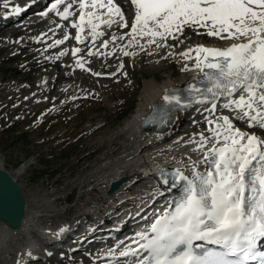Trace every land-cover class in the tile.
<instances>
[{
	"label": "snow or ice",
	"instance_id": "obj_1",
	"mask_svg": "<svg viewBox=\"0 0 264 264\" xmlns=\"http://www.w3.org/2000/svg\"><path fill=\"white\" fill-rule=\"evenodd\" d=\"M75 2L71 0L57 12L61 19L71 15L69 9ZM63 3L55 0L39 15L47 16ZM78 3L79 22L72 24L77 42L85 23L93 40L103 35L97 31L100 24L94 23L102 15L108 17L103 23L109 27L114 22L122 28L129 26L122 6L114 0ZM131 4L130 44L138 43L137 37H149L147 44L156 48L165 47L170 38L183 44L191 40L188 29L197 36L233 42L227 47L198 44L180 53L185 61L194 59L202 87L189 85L194 95L184 102L174 90H167L162 99L168 107L161 111L169 121L177 111L194 105H200L198 113H209L203 119L212 126L205 129L211 135L202 131L198 140L184 141L195 145L193 151L203 155L206 167L199 171L194 161L189 173L175 170L171 182L162 169L161 183L169 190L179 186V196L166 202L162 212L151 214L154 219L147 230L119 241L115 248L123 247L118 253L108 249V264H264V0H131ZM86 7L92 10L85 12ZM105 7V13L97 11ZM79 51L73 49L72 55ZM76 65L83 68L79 59ZM189 70L187 64L182 68ZM224 110L229 115H217ZM235 122L244 123L249 131ZM199 123L193 120L194 125ZM65 231L61 227L55 238Z\"/></svg>",
	"mask_w": 264,
	"mask_h": 264
},
{
	"label": "bare ground",
	"instance_id": "obj_2",
	"mask_svg": "<svg viewBox=\"0 0 264 264\" xmlns=\"http://www.w3.org/2000/svg\"><path fill=\"white\" fill-rule=\"evenodd\" d=\"M50 1L52 2L53 0ZM87 1L89 3L91 2V0ZM105 1L107 2V0ZM47 2L48 0L0 1V12L2 11V13H5L4 16L0 15V52L18 45L21 52H18L14 56L11 55L6 60L15 61V59L19 58L18 54L22 53L24 46L31 49L27 56H32V62L29 61V63H25L21 68L15 67L14 70L16 73L13 74L14 77L19 74H24L26 71L36 70L38 67H52V70L47 71L44 76H38L37 79L29 84V86L20 87L18 89L6 87L4 90L7 91L6 93L10 96V101H17V110L29 109L34 113L32 115L34 116L40 111V109H42L46 113V115H43L47 116L50 120V118H53L56 115H53L52 113L49 115V109L55 104L58 105L57 107L59 111L61 110L63 112L64 109H66L67 103L72 100L73 93L78 92L79 90L78 86L71 85L73 82L70 84H62L63 81L71 80L72 76L71 73H69L70 67L67 68L61 66L59 63L61 62L60 57L56 56L58 48L64 46L63 44L56 45L54 43L57 41V36L61 34H53L52 30L47 25L45 28H41L40 31H38L39 33L42 32L41 35L37 33V36L35 35L37 38L28 41V43L22 42L19 45L16 42L7 43L6 40V38L11 36L24 38L29 34H35L34 31H31V28L35 24L34 20L41 21L42 19L36 17L31 20H26L23 18L35 15L38 13L37 11L44 8ZM114 2L119 6H122V11L125 13L128 12L126 17V21L129 25L128 27L122 28L119 24L115 23V25L109 29H104L105 32H103V39L98 42L89 38L78 43L73 34H71L66 40L69 44L77 45V49L80 51L77 52L76 56H78L80 63L83 66L89 67L99 75H103V72L111 69L112 65L115 63L117 64L115 65L116 68L113 73L118 71L117 68L120 66V63L118 62L121 59L119 55L132 50V45L134 47L136 46L134 45L136 43H129L131 37L128 35L131 31L130 24L133 21V17H131L132 11H130L132 7L131 0H114ZM5 5H7V7H5ZM60 6L61 5L58 6L59 9ZM101 11L105 13L107 8L105 7L99 10V12ZM113 18L114 20L119 21V17L114 16ZM106 19H108V17L103 15L102 20L104 21ZM12 23L17 24L16 26H12ZM199 31L204 33L205 29H199ZM190 33L194 32L191 29H188V34ZM120 36H123L124 38L119 39ZM195 36L198 40L195 42L187 41L184 49L181 50L182 52L186 51L189 46L195 48L198 44L223 47L224 45L229 46L233 42L217 40L214 37L209 39L210 37H207L206 35ZM54 39L56 40L54 41ZM148 39L149 37H144L143 39L137 37V46H144L143 50L140 47V58L144 60L152 55L160 54L162 57H160L161 59H167L169 61V59L172 58L175 61L181 62V64L179 63L178 68V70L181 71L179 77L173 79L171 78L172 75H168L160 82L154 77L153 82L148 83V85L152 86V94L144 97V102L141 101L142 103L140 102L137 108L133 110V114L131 113L120 125V130L118 132H121L125 138L124 143L120 146V150L122 151L118 156L113 157V159L96 170L94 169V171L89 174V177H93L92 182L87 181V178H89L87 177L78 185L80 194H84V196L71 205L75 207L73 210V216H64L66 215L65 212L70 211L71 208L70 206H68V208L57 206V204H55V198L49 201L40 200L41 202L36 203L35 198H31L27 192L23 191L26 199L24 201V212L19 227L12 229V227L10 228L8 226L7 222L0 221V264H18V262L19 264L40 263V261H45L46 257H50L46 254L52 250H54L56 256H65L68 261H70V264H72V260H69L68 255L72 254H84V258L79 257V264H96L98 261H102L99 258L97 260H95L96 258L92 259L90 256L93 248L102 245L101 240L94 238L88 243V248H77L76 240H74L72 234L70 235L71 231L74 228L82 229V225L85 223L93 228H99L101 225L105 226L107 230L104 233H109L110 231L115 232L114 228H112L113 226L111 225L110 219H114L112 222L115 226L117 224L118 209H121L122 207H132L138 199L143 202L148 201V199H151L152 202L161 201V189L163 190L164 187L162 188L161 184H159L160 180H155L153 177L149 176L143 177L142 172L147 169L152 172L155 169L160 168L168 157L183 159L181 161L183 162V166L191 164L192 162L190 159L195 158V161L200 160V154L197 157L191 156L192 153H194L193 148L195 145L184 143V141H187L190 137H194L198 140V133L202 131L205 135H211V133L205 131V129L212 126L207 125L203 119V117L208 116L209 113L204 112L201 114L196 111V108L200 107V105H196L187 110L177 111L175 119L168 121V125L161 130H154L147 127L139 128L138 123L141 118L147 113V110L152 104L155 103L158 98L160 99L165 89L169 88V86H182V83H186L196 74L194 59L185 61L180 54H177L175 48L178 43L175 39H168L164 42L166 46L161 48H156L155 44L149 46L147 44ZM50 41H53V43H50ZM104 45L107 46L105 47ZM67 51H69L68 58L72 61V50L67 48ZM67 51L65 50L64 52ZM135 51H137V49ZM89 52L93 53V55H89ZM149 52L152 54L149 55ZM169 53H171V55H169ZM195 55V52H193L192 56L195 57ZM180 57L181 60L179 61L178 59ZM25 59L27 58L25 57ZM97 59H100L98 60V64L95 61ZM152 61L153 60L150 59V64ZM185 64H187L191 70L187 72L184 71L183 73L182 68ZM156 68L159 69V66ZM23 96L26 97L23 98ZM42 97H46V99L42 100ZM219 103L220 102L218 101V106ZM220 114L229 115V112L227 110H224L222 113L217 112V115ZM43 115L39 120L45 122L47 119L45 120ZM210 118L214 119L215 117ZM194 119L200 123L194 125ZM184 122L188 125L183 126ZM235 123L241 128V130L249 131L244 123ZM188 157L191 158L189 159ZM4 160L5 157L0 155V168L2 169L6 168ZM5 170L10 173L7 169ZM24 171V166L16 168V171L12 176L16 178L17 175H20ZM121 176L124 178V182H121L113 192H106L105 189L108 183L118 180V177ZM89 187L91 188L90 190L88 189ZM162 195L167 198L168 194L166 192ZM61 227L65 228L66 231L60 235L59 239H56L54 234H56ZM120 229L121 228L119 227L117 230L119 231ZM83 234L84 233L79 234L77 238L82 237ZM68 242H70L71 245H75V248L71 251H68L65 247L58 249V244H68ZM107 250L108 249L104 251H96L92 256H103Z\"/></svg>",
	"mask_w": 264,
	"mask_h": 264
},
{
	"label": "rangeland",
	"instance_id": "obj_3",
	"mask_svg": "<svg viewBox=\"0 0 264 264\" xmlns=\"http://www.w3.org/2000/svg\"><path fill=\"white\" fill-rule=\"evenodd\" d=\"M59 10L58 7L57 10L48 12L47 16L36 13L23 18L31 20L38 17L42 20H34L35 24L31 31L35 34H29L24 38L11 36L6 38L7 43L16 42L20 45L22 42L35 40L38 31L47 25L53 34L63 32L66 35L70 34L73 31L70 18L75 10L71 9V15L66 20L61 19L57 14ZM130 11L134 12L133 6ZM127 14L128 12L125 13V19ZM132 17L134 19L133 15ZM12 24L10 25L16 26L17 23ZM114 25L115 22L111 27ZM103 28L110 27L106 24ZM188 35L191 37L190 41L198 40L194 33ZM186 42L177 45L175 48L177 54L182 52ZM63 45L62 48H58L56 56L60 57L61 66L70 67L69 73L72 79L63 81L62 84L73 82L71 85L78 86L79 90L73 93L72 100L67 103L63 112L59 111L58 105L55 104L56 107L49 109V115L51 113L56 115L50 120L44 116L46 113L42 109L34 116L29 109L17 110V101H10V96L4 90L6 87L18 89L29 86L38 76H44L47 71L52 70V67H38L36 70L26 71L14 77L15 67L21 68L25 63L32 62V56H27L31 49L24 46L15 61L6 60L11 55L21 52L18 45L0 52V155L5 157L7 170L15 172L16 168L24 166L25 171L19 175L23 183L21 187L31 198H35L36 203L55 198L57 206L66 208L70 206L71 210L69 208L70 211L65 212L64 216L71 217L75 208L71 205L84 196L78 189L81 181L89 177L94 169L101 167L122 151L120 146L125 138L121 132H118L120 125L131 113L133 114V110L141 101L144 102V97L152 94V86L148 83H152L154 77L159 82L168 75L176 79L181 73L178 70L181 62L172 58L169 61L161 59L160 54L143 60L139 56L140 46L138 47L136 43L135 47L131 46L132 50L127 51L129 55L124 53L119 55L121 59L118 62L120 63L118 71L113 73L117 64L115 63L111 69L104 71L103 75H97L89 67H77L76 63L71 62L67 51L69 44L66 45L64 42ZM65 50L67 52H64ZM61 53L65 54L61 55ZM150 59L153 60L151 64ZM98 60L100 59L95 60L97 64ZM178 60L180 61L181 57ZM158 66L159 69L156 68ZM41 99L45 100L46 97ZM42 115L49 121H40ZM184 125L188 124L184 122ZM92 180L93 177L87 178V181L92 182ZM70 189H72L71 193L66 196ZM83 255L72 254L68 255V258L72 260V264H79V257L84 258ZM34 264H70V261L65 256L59 257L54 253L53 257H46L45 261Z\"/></svg>",
	"mask_w": 264,
	"mask_h": 264
},
{
	"label": "water",
	"instance_id": "obj_4",
	"mask_svg": "<svg viewBox=\"0 0 264 264\" xmlns=\"http://www.w3.org/2000/svg\"><path fill=\"white\" fill-rule=\"evenodd\" d=\"M122 180L123 177L110 182L108 191L112 192ZM25 199L19 182H16L5 169L0 168V221L7 222L12 229L18 228L24 212Z\"/></svg>",
	"mask_w": 264,
	"mask_h": 264
}]
</instances>
